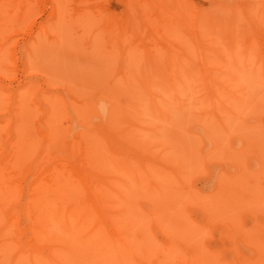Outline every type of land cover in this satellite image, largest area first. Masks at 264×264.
<instances>
[{"label": "rangeland", "instance_id": "374dc122", "mask_svg": "<svg viewBox=\"0 0 264 264\" xmlns=\"http://www.w3.org/2000/svg\"><path fill=\"white\" fill-rule=\"evenodd\" d=\"M36 3L34 17L10 32L7 66H0V264L264 260L260 65L248 61L245 68L238 59L237 75L225 63L235 78L228 85L236 90L228 91L242 89L243 106L234 93L230 101V94L219 96L214 109L201 82H182V61L194 43L227 52V39L220 44L225 36L215 39L213 28L227 29L236 9L264 14V0H66L63 9L54 0ZM162 8L175 20L173 37L182 39V24L197 22L200 36L184 29L193 45L186 38L181 48L162 47L172 29ZM118 30L130 39H118ZM161 48L180 57L177 86L147 77L148 59ZM214 53L215 62L225 60ZM100 100L109 114L94 111ZM227 101L233 114L224 113ZM147 155L151 160L141 164Z\"/></svg>", "mask_w": 264, "mask_h": 264}, {"label": "bare ground", "instance_id": "6f19581e", "mask_svg": "<svg viewBox=\"0 0 264 264\" xmlns=\"http://www.w3.org/2000/svg\"><path fill=\"white\" fill-rule=\"evenodd\" d=\"M39 1V0H38ZM44 1V0H43ZM55 1V4H57V8H62V7H64L65 6V4H66V0H54ZM134 1V0H133ZM37 2V0H0V45H1V47H0V66H2V67H4V68H6V64H4L6 61H5V59H6V56H7V53H8V49H10L11 48V44H10V32L12 31V30H19L20 28H22V26L23 25H25V24H27V21H29V19H31L32 17H34V11L36 10L35 8H36V3ZM130 2V1H129ZM138 2V1H137ZM39 5H41V4H39ZM38 5V7H40ZM187 7H189V8H187ZM183 4L182 6H185V8L186 9H184V11L185 10H188V14L191 16L192 15V17H194L195 18V16L197 15L196 13H194V14H191V11L189 12V10H191V9H193L192 7H191V5L189 6V4ZM128 6V5H127ZM151 7V6H150ZM165 7V6H164ZM191 7V8H190ZM43 8V7H42ZM56 8V7H55ZM38 9V8H37ZM63 9V8H62ZM140 9V8H139ZM163 9L165 10V13H166V11H168V10H166L165 8H162L161 10L163 11ZM182 9V8H181ZM43 10V9H42ZM55 10V9H54ZM183 10V9H182ZM40 11V10H39ZM158 11V10H157ZM161 11V12H162ZM55 12V11H54ZM164 12V11H163ZM163 12H162V14H163ZM187 12V11H186ZM234 12H238V13H234L235 15H234V17L232 18V20H231V22H230V24H229V22L227 23V25L226 24H224V23H222V24H219L220 26L218 27V29L222 26H224V27H227L228 26V24H229V26L227 27V29H226V32H224L225 31V29L222 31V29H219V30H221L220 32H218L217 30V32L218 33H220V34H218V33H215V28L216 27H214L213 28V32L214 33H212V35L214 34V35H218L215 39H219V35H220V39H223V36H221V35H224L225 37H224V40H223V43H220V44H224V42H225V39H227V52L225 51L224 52V49H222V50H220V49H218L217 47H221V46H215V49H217V50H215V49H213V47H212V49H210L211 48V45L208 47L207 46V44H209V43H205L206 44V46H205V44H200L199 45V42H198V40L196 41V39H194L193 37H198L197 35H199L200 36V34H198L199 33V31H197L195 28H197V26L195 25V26H192L193 24V22H195V24L197 23L196 21H197V18H198V16L199 15H197L196 16V21H191V20H194V18H192V17H190L191 19H189L190 21H191V24H189V26H188V24L187 23H184V24H182V25H184V28H183V26L182 25H180V26H182V33H183V31H184V29H185V27H187V28H189L190 30H192V33L194 34V36H193V34H191V31H190V33H189V35H191V36H187L186 34H187V31L185 32V33H181V29L179 28V30H178V32H179V35H183V38H184V40H182L181 38H176V36L175 37H173V34H175V32H173V28H175V27H173L172 28V26H171V22H173V21H175V20H167V19H170L167 15H169V12H167L165 15H166V17H168V18H165V17H163V19L164 20H162V22H163V24H165L167 21H169V25H170V27L169 26H167L166 24H165V28H172L170 31L172 32H170L168 29H166V30H168V32H170V33H168L169 35H171V39H172V41L173 40H175L176 42H178V40L180 41V39L182 40V41H180V43L178 42V44L177 43H175V41H173V45H170V41H168V40H170L169 39V35L167 34V32L165 33V31L163 32V30H161L162 32H160V34H163V33H165V34H167V36H165V34H163V36L165 37V38H167L168 40H167V42H165V43H167V45L165 44H163L164 46H162L164 49H165V46L166 47H171V46H173L174 48H177L178 49V47L179 48H181L180 47V45L182 44V45H186V41H185V39L186 38H188V39H186L187 40V43L188 44H190V43H192L191 45H193V43L196 41V43H197V45H195L196 43H194V52L192 53L191 52V55L189 54L188 55V53H190V51L186 54L188 57H186V55H185V58H187V60H188V62H187V60L184 58V60L182 61V63L184 62L185 63V66H184V63H183V66H184V70H183V67H181L182 66V63L180 62V57L177 55L176 56V54H173L172 52L170 53V52H167V53H165V52H162L164 49H162V50H160V51H158V53L159 52H161L162 54H165L164 56H162V54L161 53H159V55H158V57H160V58H158L157 56H156V54H154V55H150V54H148V56L150 55V58L148 59V66L150 67V70H149V73H148V75H147V77L149 78V77H152V76H156V77H160L161 79H163L164 81H166L167 83H169V85H171V86H173L174 87V84L177 86V82L176 83H174L175 82V76L178 78V74H176V72L178 71V72H181V71H179V70H182V71H184L185 72V74H186V70H189L188 71V73L185 75H183V76H187L186 78H188V79H186L185 77V80L184 81H182V82H186L185 84H189V86H190V84H193V86H195L194 85V83H196V82H198V84L200 83L201 85H200V89L202 88V89H204L205 91V94H206V96H207V100H210L211 101V103L214 105L213 106V108L215 107L216 109H217V106H216V101H219V100H221L222 98H224V97H222L221 99H219L218 100V98H219V96H225V97H227L226 96V94L227 95H229L227 98H225V99H227L228 101H230V99L232 100V99H234V96L232 95V94H234L235 96H236V94L238 93V92H236V91H233V92H231V93H229V91H228V89H229V87L231 86V85H228V83H230L231 84V82H234V79L235 78H233L232 77V71L231 70H228V65H225V63H229L230 65H232V66H234V72L236 73V69L238 68V66H240V65H243L245 68H249V65L247 66V62L248 61H255V60H257L258 61V65H260V66H262V67H264V53H261L262 55H260L259 56V54H260V52L258 51V49H256L258 46V43L256 42V41H258V39L257 38H255V36H254V33L256 32V31H258V30H260L261 28H263L264 27V14H262V15H257V16H249V13L245 10V11H242L241 13L239 12V11H237V9H236V11H234ZM36 13V12H35ZM129 13H130V11H129ZM129 13H126V14H129ZM32 14H33V16H32ZM159 14V13H158ZM157 14V15H158ZM196 14V15H195ZM240 14H241V16H240ZM131 15H132V13H131ZM130 15V16H131ZM164 15V14H163ZM32 16V17H31ZM126 17H128V16H126ZM145 17V16H144ZM148 17V16H147ZM149 18V17H148ZM129 19V18H128ZM154 19V18H153ZM160 19V18H159ZM198 19H200V18H198ZM165 20H167L166 22H165ZM188 20V21H189ZM160 21V20H159ZM189 21V22H190ZM217 21V20H216ZM220 21V20H219ZM218 21V22H219ZM110 22H111V20H110ZM110 22H109V24H110ZM129 22V21H128ZM131 22V21H130ZM145 22V21H144ZM162 22H159V24L160 23H162ZM221 22V21H220ZM246 23V25H244L243 23ZM105 26H104V24H103V26L108 30L109 28L110 29H113V27H114V25H112L111 26V24L110 25H108V21L106 22V20H105ZM107 23V24H106ZM242 23V24H241ZM118 24V23H117ZM125 24V23H124ZM130 24H132V23H130ZM134 24V23H133ZM143 24V23H142ZM185 24L187 25V26H185ZM224 24V25H223ZM239 24H241V25H243L242 27L241 26H239ZM116 25V24H115ZM127 25V24H126ZM110 26V27H109ZM132 26V25H131ZM136 26H137V24H136ZM163 26V25H162ZM192 26V27H191ZM217 26V25H216ZM127 27V26H126ZM135 26H133V28H134ZM125 28V27H124ZM135 28H137V27H135ZM159 28H161V25H160V27ZM194 30H196V31H194L193 32V29ZM229 28V29H228ZM127 29V28H126ZM198 29V28H197ZM128 30V29H127ZM131 30V29H130ZM133 30V29H132ZM155 30L156 29H154V32H155ZM159 30V29H158ZM175 30H177V29H175ZM188 30V29H187ZM198 30H200V29H198ZM229 30V31H228ZM263 30V33H264V29H261L260 31H262ZM119 32L121 31V30H118ZM19 32V31H18ZM121 32H123V31H121ZM117 33L116 34V36L117 35H120L119 37H118V39H121V38H126V39H130V38H128V35H126V33L125 32H123V33ZM134 32V31H133ZM133 32H131V33H133ZM177 32V31H176ZM177 32V33H178ZM221 32H222V34H221ZM227 32H230L229 34H228V36L229 37H227V35H225V33H227ZM238 32H240L239 34H238ZM125 33V34H124ZM135 33V32H134ZM224 33V34H223ZM122 34V35H121ZM136 34V33H135ZM185 34V35H184ZM256 34V37H257V33H255ZM142 35V34H141ZM140 34H139V36H140V38L142 37ZM263 35V34H262ZM124 36V37H123ZM148 36H150V35H148ZM193 36V37H192ZM202 36H204V35H202ZM201 36V37H202ZM117 37H115L116 39H117ZM175 38V39H173V38ZM191 37V39L189 40V38ZM201 37H199V38H201ZM215 37V36H214ZM258 37H261V36H258ZM264 37V36H263ZM139 38V37H138ZM139 38V39H140ZM151 38V37H150ZM203 38V37H202ZM143 39H144V37H143ZM198 39V38H197ZM257 39V40H256ZM260 39V38H259ZM264 39V38H263ZM262 39V40H263ZM140 40H142V39H140ZM150 40V39H149ZM163 40H166V39H164L163 38ZM228 40L230 41V42H228ZM124 41H125V39H124ZM183 41H185V43L183 42ZM218 41V40H217ZM144 42V41H143ZM225 42V43H226ZM263 42H264V40H263ZM149 43V42H148ZM150 43H151V41H150ZM149 43V44H150ZM162 43V42H161ZM160 43V44H161ZM257 43V44H256ZM260 43V42H259ZM141 44V43H140ZM156 44V43H155ZM168 44H169V46H168ZM175 44H177L178 46L177 47H175L176 45ZM261 44H264V43H261ZM148 45V44H147ZM158 46V45H157ZM257 46V47H256ZM261 46H263V45H261ZM142 47V46H141ZM140 47V48H141ZM145 47H146V45H145ZM256 47V48H255ZM151 48V47H150ZM197 48V49H196ZM263 48H264V46H263ZM141 49H144L143 47L141 48ZM149 49V48H148ZM153 49H155L154 48V46H153V48H152V50ZM145 50V51H144ZM143 50V52L144 53H149L150 51H147L146 52V50L147 49H144ZM150 50V49H149ZM166 50H169L168 48L166 49ZM222 51V52H224V53H222L221 55H223V59H225V60H222L221 61V58H218V57H221V55H220V52L218 53L217 51ZM257 50V51H256ZM156 51V50H155ZM154 51V52H155ZM197 51V52H196ZM209 51H210V53H209ZM153 52V51H152ZM215 52V53H214ZM254 52H256V53H254ZM141 53H142V51H141ZM157 53V54H158ZM196 54V53H198L197 54V56L196 55H193V54ZM211 53H214L215 55H216V53H218L216 56H217V60H216V62H215V56L213 57L214 59H212L211 58ZM126 54L128 55V53H127V51H126ZM192 55H193V57H192ZM191 56V57H190ZM196 57V59H197V61H199L198 62V67L197 66H195V65H197V63H194L195 61L194 60H196V59H192V58H195ZM213 56V55H212ZM179 57V58H178ZM224 57H226V58H224ZM228 58V59H227ZM254 58V59H253ZM259 58V59H258ZM239 59V60H238ZM179 60V61H178ZM182 60V59H181ZM219 60L222 62H219ZM237 60L239 61L238 63L240 64H238L237 63V67L235 68V65H233V64H236V62H237ZM3 61H5L4 63H3ZM191 61H194V62H191ZM196 61V62H197ZM217 61H218V63H217ZM181 63V65H180V63ZM189 62H190V64H189ZM245 62H246V64H245ZM254 62V63H255ZM179 63V64H178ZM192 63H194V64H192ZM224 63V64H223ZM255 63V64H256ZM216 65V66H218V67H216V66H214V70H213V65ZM218 64V65H217ZM219 64H220V66H219ZM222 64V65H221ZM257 64H256V66H257ZM187 65H188V68H186L187 67ZM191 67H190V66ZM9 66V65H8ZM224 66L226 67L227 66V68H224ZM256 67V72H258L259 73V71H260V74H262L261 75V78L263 77V79H264V73H262L263 71H262V69H261V67ZM177 67H178V70L176 71V69H177ZM179 67H181L182 69H179ZM220 67H221V69L224 71V73H222L223 71L220 69ZM252 67H254V64H253V66ZM186 68V69H185ZM224 68V69H223ZM216 69H217V71H216ZM250 69V68H249ZM259 69V70H258ZM127 70V69H126ZM220 70V71H219ZM252 70H253V68H252ZM129 71V70H128ZM221 72V73H220ZM176 74V75H175ZM237 74V73H236ZM178 75V76H177ZM180 75H182V72L180 73ZM238 75V74H237ZM183 79V78H182ZM261 80V82H264V80ZM188 80V81H187ZM189 82V83H188ZM148 84V83H147ZM150 84V83H149ZM146 85V86H149L150 87V85ZM180 84H182V83H180ZM235 83H233V85H234ZM168 85V84H167ZM199 86V85H198ZM231 88H232V86H231ZM192 89V88H191ZM234 88H232V90H233ZM234 90H236V89H234ZM241 91H242V93H243V90L241 89ZM241 91H240V94H241ZM240 94H237L238 95V97H235V100L237 101V102H240V104L242 105L244 102L242 101V100H244L243 98H244V96H243V98H242V100H241V98L239 97V95ZM243 95H244V93H243ZM20 96H23V93H22V95H20ZM205 96V97H206ZM241 96H242V94H241ZM231 97V98H230ZM233 97V98H232ZM240 99V100H239ZM101 101V100H100ZM103 101V100H102ZM101 101V102H102ZM228 101L227 102H225V104H223V106H225V107H223V110H224V113L225 114H230L231 113V111L233 110V108L235 107V105H227L228 104ZM99 102V101H98ZM220 102V101H219ZM218 102V103H219ZM234 102V101H233ZM232 102V103H233ZM242 102V103H241ZM217 103V104H218ZM105 104V103H104ZM238 104V103H237ZM107 105H109L108 103L106 104V109H105V111H104V113L103 114H109L108 113V108L109 107H107ZM228 106H230V107H228ZM232 106H233V108H232ZM243 106V105H242ZM258 106H260V105H258ZM239 105H238V109H239ZM263 107V106H262ZM214 108V109H215ZM230 109V110H228V109ZM236 108V107H235ZM235 108H234V110H235ZM161 109V108H160ZM238 109H236V110H238ZM259 109H261V107H259ZM258 109V110H259ZM262 109H264V107L262 108ZM261 109V110H262ZM109 110H110V108H109ZM233 110V111H234ZM261 110H259V111H261ZM93 111V110H92ZM95 112L97 111V114H102L101 113V111L100 110H94ZM98 111H99V113H98ZM93 113V112H92ZM234 112H232L231 114H233ZM261 113H262V111H261ZM94 114H96V113H94ZM98 118V117H97ZM99 122V121H98ZM101 122H102V119H101ZM110 124H111V122H110ZM21 157V156H20ZM13 158V157H12ZM151 157L149 156V155H147V156H145V160H142L143 162L141 163V164H144V162L145 163H148L151 159H150ZM2 164H4V163H2ZM137 172V171H136ZM150 174V173H149ZM138 181V180H137ZM127 201V200H126ZM65 231H67L66 229H65ZM16 259H17V257H16ZM14 260V261H16L17 263H18V261L17 260Z\"/></svg>", "mask_w": 264, "mask_h": 264}, {"label": "clouds", "instance_id": "9594fccd", "mask_svg": "<svg viewBox=\"0 0 264 264\" xmlns=\"http://www.w3.org/2000/svg\"><path fill=\"white\" fill-rule=\"evenodd\" d=\"M99 107H100L101 113L103 114L106 109V105L103 102H101ZM251 264H264V260H262L261 258L256 259V260L251 261Z\"/></svg>", "mask_w": 264, "mask_h": 264}]
</instances>
